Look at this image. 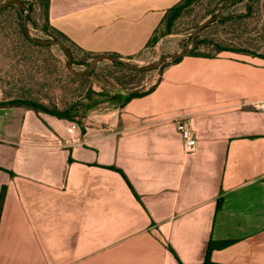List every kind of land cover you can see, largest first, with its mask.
<instances>
[{"label": "crops", "instance_id": "crops-1", "mask_svg": "<svg viewBox=\"0 0 264 264\" xmlns=\"http://www.w3.org/2000/svg\"><path fill=\"white\" fill-rule=\"evenodd\" d=\"M179 1L49 0V23L135 56ZM262 100L263 58L185 55L152 92L79 123L0 108V264H203L219 240L234 241L212 262L264 264Z\"/></svg>", "mask_w": 264, "mask_h": 264}, {"label": "rangeland", "instance_id": "rangeland-1", "mask_svg": "<svg viewBox=\"0 0 264 264\" xmlns=\"http://www.w3.org/2000/svg\"><path fill=\"white\" fill-rule=\"evenodd\" d=\"M3 1L6 0H0V3ZM225 2L195 1L175 22L173 33L160 37L156 43L147 45L132 58H123L144 66L170 53L183 51L196 26L219 13ZM31 4L26 3V6ZM42 11L40 13L43 15ZM24 15L31 16V12H25ZM39 22L41 28L44 27L42 18H39ZM28 27L35 37L52 38L31 21H28ZM196 40V51L199 53L264 59V0L231 2L221 19L204 27ZM63 42L72 50L74 67L78 71L87 69L92 59L99 54L92 56L67 39ZM173 59H166L151 70L133 69L103 60L88 78H79L69 70L68 58L61 47L31 42L22 32V17L20 19L15 8L0 10V107L15 105L18 100H28L53 109L56 103L62 105L64 100L76 99L85 83L97 90L107 88L117 91L125 88L128 91H145L161 78Z\"/></svg>", "mask_w": 264, "mask_h": 264}, {"label": "trees", "instance_id": "trees-1", "mask_svg": "<svg viewBox=\"0 0 264 264\" xmlns=\"http://www.w3.org/2000/svg\"><path fill=\"white\" fill-rule=\"evenodd\" d=\"M195 1H197V0H180L175 5H173L171 8H169L167 10V12L165 13L163 19L161 20L160 24L155 29V31H154L152 37L150 38V40L148 41L147 45L152 44V43H156L160 39V37L173 33V27L175 25V22L181 17L184 10L187 9L189 6H191ZM226 1H228V0H226ZM237 1H240V0H233L231 2H237ZM23 2L25 4L26 3H32L31 6H29L27 8L28 11L31 12V16L30 15H25V16H29V21L33 22L34 26L36 28H39V27L41 28V23L39 22V18H42L43 23H44V27H42L41 29H43L44 32L49 37H52L53 39H59L62 42L64 41V39H67L68 41H70L62 32L58 31L57 29L53 28L50 25L49 13H48L49 0H23ZM9 7L15 8L20 19L22 17V32L25 35V37L37 45L46 46L45 44H39V43L33 41L25 33L24 28H23V15L22 14L23 13L25 14V12H27V11L21 12L18 9V7L16 5H13V4L8 5L4 8H9ZM4 8H2V9H4ZM250 8H251V6L249 7V9ZM41 10H43L42 11L43 15L40 13ZM197 46H198V41L196 40L193 48L189 51V53L187 55L202 56V57H214L215 56L212 54H204V53L197 52L196 51ZM68 48L72 53V50L70 49V47H68ZM81 49H83V48H81ZM88 53L92 56L95 55V53H93V52L88 51ZM97 55H100V54H97ZM112 55H117V54H112ZM117 56H119V55H117ZM129 58H132V56H129ZM182 58H183V56L174 57L171 64L178 63ZM73 61L75 62L74 57H73ZM114 63L122 64L120 62H114ZM122 65H124V64H122ZM162 66H164V65H162ZM133 69H135V68H133ZM90 74L84 75V76H78L77 75L76 77L86 79L90 76ZM159 81H160V79H158V81L153 86H151L149 89H147L145 91H137V90L128 91V89H125V88L117 90V91H112V90H109L107 88H103L101 90H96L91 85H88L87 83H85L81 89L80 94L76 97V99L64 100L62 105H60L59 103H56L54 105L53 109H50L44 105L35 103L33 101H28V100H18V101H16L15 105H12L9 107H0V108H11V107H16V106H22V107L33 109L37 112H41V110H43V112L55 115L59 118H64V119H68L70 121L79 123V122H82L85 117H87V115L90 113V111H92L94 109H98L99 107H101L104 104H110V105H115V106H124L131 99L136 98V97H141V96H144V95L152 92L157 87ZM19 103L26 104L27 106L21 105ZM119 171H121V170H119ZM121 173L127 179L124 172L121 171ZM4 198H5V188L2 190L1 196H0V218H1V212H2V206H3ZM220 204H221V200H219L218 207H220ZM233 241L234 240L211 241L209 243L207 256H206L205 262L203 264H219V263H214L210 260L211 251L214 249H218V248H224V247L228 246L229 244H231Z\"/></svg>", "mask_w": 264, "mask_h": 264}, {"label": "water", "instance_id": "water-1", "mask_svg": "<svg viewBox=\"0 0 264 264\" xmlns=\"http://www.w3.org/2000/svg\"><path fill=\"white\" fill-rule=\"evenodd\" d=\"M231 1H233V0L226 1L224 3V5H223V9L219 13L209 17L207 20H205L204 22H202V23H200V24H198L196 26V28L193 30V32L191 34V38H190L189 42L187 43V45L185 46L183 51L170 53V54L165 55V56L161 57L160 59L155 60V61H153V62H151V63H149L147 65H144V66H139V65H135L133 63H130L126 59H124L123 57H120V56H117V55L100 54V55L95 56L92 59V61L88 65L87 69H85L83 71H78L74 67L73 55H72L71 51L69 50V48L61 40L53 39V38L44 39V38H39V37H35V36L32 35V33H31V31H30V29L28 27L29 16H25L24 13L22 14L23 15V28H24L25 33L33 41H35V42H37L39 44L57 45V46L61 47L62 50L65 52L67 58H68V68H69V70L73 74L78 75V76H84V75L90 74L91 72H93L97 68L98 64L101 61H103V60H110V61H113V62H120V63H122V64H124L126 66H129V67H132V68H135V69H139V70H151V69H155V68L159 67L166 59L187 55L189 53V51L191 50L192 45L195 42L197 34L204 27L209 25L210 23L214 22L217 19H220L223 16V14H224L225 9L227 7H229ZM11 4L16 5L21 12H23V11H27L28 12V9H27L28 7L23 2V0H6V1H3L2 3H0V9H2V8L8 6V5H11Z\"/></svg>", "mask_w": 264, "mask_h": 264}, {"label": "built area", "instance_id": "built-area-1", "mask_svg": "<svg viewBox=\"0 0 264 264\" xmlns=\"http://www.w3.org/2000/svg\"><path fill=\"white\" fill-rule=\"evenodd\" d=\"M258 107L264 110V100L258 103ZM77 124L73 123L71 126V130L76 128ZM178 129L184 140V148L186 153H192L195 150L197 144L196 135L191 127V125L187 122L179 123Z\"/></svg>", "mask_w": 264, "mask_h": 264}]
</instances>
